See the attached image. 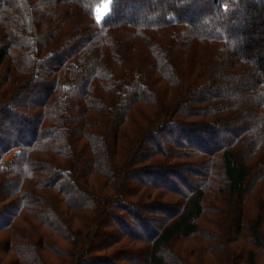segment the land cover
<instances>
[{
  "label": "trees",
  "instance_id": "1",
  "mask_svg": "<svg viewBox=\"0 0 264 264\" xmlns=\"http://www.w3.org/2000/svg\"><path fill=\"white\" fill-rule=\"evenodd\" d=\"M101 1L0 0V264H257L264 0Z\"/></svg>",
  "mask_w": 264,
  "mask_h": 264
},
{
  "label": "rangeland",
  "instance_id": "2",
  "mask_svg": "<svg viewBox=\"0 0 264 264\" xmlns=\"http://www.w3.org/2000/svg\"><path fill=\"white\" fill-rule=\"evenodd\" d=\"M110 11H111V0H102L96 6V10H95L96 20L102 21L104 19V17L110 13ZM164 142L166 144L165 140H164ZM176 181L178 183H180L179 185H182V183L178 179ZM174 199H176V198H174ZM208 224H211V223H206L205 228L210 227V225L208 226ZM211 225H213V224H211ZM248 239L250 240L249 236H248ZM246 246L248 249L250 248V251L252 250V251L256 252L257 264H264V251H261L260 249L259 250L256 249L255 244L252 241H247ZM137 247L141 248V245H138ZM143 250H144L143 253H141L138 250L133 251L134 254H132V252H129L131 255H133V256L135 255L134 259L138 262V264H146V262H147V257H148L149 251L147 249H143ZM118 262H120V260H118Z\"/></svg>",
  "mask_w": 264,
  "mask_h": 264
}]
</instances>
